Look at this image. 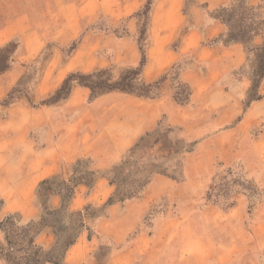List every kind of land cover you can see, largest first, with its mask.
Here are the masks:
<instances>
[{"label":"rangeland","instance_id":"obj_1","mask_svg":"<svg viewBox=\"0 0 264 264\" xmlns=\"http://www.w3.org/2000/svg\"><path fill=\"white\" fill-rule=\"evenodd\" d=\"M125 1L68 66L81 37L0 55V222L45 218L46 252L77 232L60 264H264V0Z\"/></svg>","mask_w":264,"mask_h":264},{"label":"crops","instance_id":"obj_2","mask_svg":"<svg viewBox=\"0 0 264 264\" xmlns=\"http://www.w3.org/2000/svg\"><path fill=\"white\" fill-rule=\"evenodd\" d=\"M222 1L205 0L208 8H214L221 4ZM131 4L130 0H126L123 4V10L128 8V6L130 7ZM98 5L99 0H0V38H3L1 36L5 35L1 43L7 41L6 44H8L13 39V42L17 45L16 53L11 56L10 60L12 69L17 70L19 68L16 65V60L13 62L15 58L23 57L25 60L34 59L38 49L35 51L37 43L31 38H35L39 34L41 36H47L51 40H57L58 46L56 50L60 53L64 46H67L76 38L80 39L81 37L72 56L65 64L68 66L72 62L74 55L80 52L79 50L84 45V36H82V33H87V29H91L84 28V25L95 22L97 16L95 11ZM90 6L94 10L92 9L91 11ZM129 14L122 13L119 17L123 15L128 16ZM112 16H109L111 17L109 18L111 24H113ZM114 16L116 15L114 14ZM9 34L11 35L8 36ZM15 39L18 40L16 41ZM31 40L34 41V44ZM56 54L57 52L54 53V55ZM242 54L243 45L240 44V61ZM0 76V78H5L7 75ZM3 83L4 81L0 79V86ZM260 92L264 96V80L260 84ZM112 158L111 156H104L98 162L100 165H107L108 162L114 160ZM144 204L145 200L139 206ZM113 207L111 206L109 210H112ZM126 207L128 208L129 206L127 205Z\"/></svg>","mask_w":264,"mask_h":264},{"label":"trees","instance_id":"obj_3","mask_svg":"<svg viewBox=\"0 0 264 264\" xmlns=\"http://www.w3.org/2000/svg\"><path fill=\"white\" fill-rule=\"evenodd\" d=\"M15 44L10 42L0 49V55L5 52L7 55L6 60H11V53L8 50L10 47H14ZM6 61V63H7ZM7 65L0 67V73L7 69ZM263 65L260 69V79H264ZM67 81V80H66ZM66 83V82H65ZM120 86V84H116ZM123 90V87H122ZM260 98V96L258 97ZM51 179L43 180L40 185L44 186L51 182ZM64 195H58L61 198V205L58 209H47L45 212L46 218L49 216H55L59 211H66V204L72 197L73 189L68 186H64ZM47 192V188L44 189ZM53 195V194H51ZM64 199L68 201L63 203ZM123 199V198H122ZM122 199L117 201H123ZM116 203L111 197L108 201V205ZM42 219L39 223L30 222L24 226H18L16 219L12 216L7 217L5 220L0 222V232L3 235V242L0 244V259L5 264H60L64 259L67 251L72 247L78 238V233L71 235L68 239L60 241V237L56 236V242L50 251H44L43 247L36 244V239L41 235L45 229H47V223ZM55 228V225H53Z\"/></svg>","mask_w":264,"mask_h":264}]
</instances>
